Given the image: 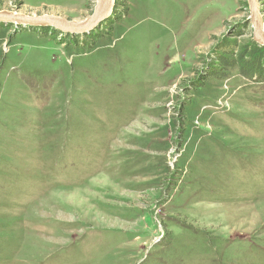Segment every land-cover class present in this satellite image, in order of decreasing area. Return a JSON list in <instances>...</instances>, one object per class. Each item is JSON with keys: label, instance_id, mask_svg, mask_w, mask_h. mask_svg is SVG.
<instances>
[{"label": "rangeland", "instance_id": "obj_1", "mask_svg": "<svg viewBox=\"0 0 264 264\" xmlns=\"http://www.w3.org/2000/svg\"><path fill=\"white\" fill-rule=\"evenodd\" d=\"M96 3L0 14L81 22ZM250 17L116 0L85 34L0 22V264H264V81L212 70L254 42Z\"/></svg>", "mask_w": 264, "mask_h": 264}, {"label": "water", "instance_id": "obj_2", "mask_svg": "<svg viewBox=\"0 0 264 264\" xmlns=\"http://www.w3.org/2000/svg\"><path fill=\"white\" fill-rule=\"evenodd\" d=\"M251 12V21L254 27V42L264 47V21L260 11L259 0H248ZM116 6V0H97L93 13L84 21H68L64 18L43 15L39 17H26L17 13H1L0 22H10L16 25L51 27L64 34L79 35L89 33L98 28L107 20Z\"/></svg>", "mask_w": 264, "mask_h": 264}, {"label": "trees", "instance_id": "obj_3", "mask_svg": "<svg viewBox=\"0 0 264 264\" xmlns=\"http://www.w3.org/2000/svg\"><path fill=\"white\" fill-rule=\"evenodd\" d=\"M215 64L217 66L212 70L217 77L223 73L226 77L227 70L237 69L243 78L264 81V47L255 42L243 46L236 54L234 52L229 55L219 53Z\"/></svg>", "mask_w": 264, "mask_h": 264}]
</instances>
